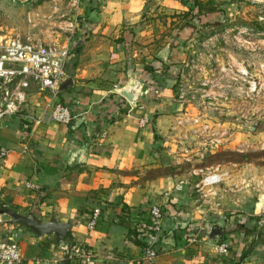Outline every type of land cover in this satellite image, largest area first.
<instances>
[{
  "label": "crops",
  "instance_id": "0c3cea01",
  "mask_svg": "<svg viewBox=\"0 0 264 264\" xmlns=\"http://www.w3.org/2000/svg\"><path fill=\"white\" fill-rule=\"evenodd\" d=\"M144 1L90 0L87 6L96 9L87 10L88 23L81 28L87 39L82 38L66 64L73 85L53 98L32 87L20 112L0 118V147L8 150L0 157V209L71 223L64 243L55 248L53 234L38 236L0 214V240L15 236L23 264H63L62 246L72 245L89 252L92 264H264V214L258 213L264 200L257 208L239 199L218 207L201 200L219 195L218 187L195 198V174L180 185H169L167 179H144L142 169L137 171L158 147L164 145L172 153L178 145L168 134L177 126L165 115L172 94L169 80L150 76L162 90L160 97H148L143 86L133 106L112 87L117 79L123 83L143 77L144 65L157 62L153 57L138 62L135 50L131 56L124 54L135 48L145 30L137 26ZM56 102L80 113L76 119L81 122L62 125L49 120L48 109ZM77 152L80 162L70 165ZM26 182L39 185L42 193L26 188ZM156 203L164 216L154 244L157 255L148 259L145 250L155 239L141 233L137 224L148 218L149 207ZM95 207L101 215L89 230L87 216ZM220 217L226 223L219 240L212 241L204 235ZM216 243L227 245L228 253L217 254ZM69 264H79L70 253Z\"/></svg>",
  "mask_w": 264,
  "mask_h": 264
},
{
  "label": "rangeland",
  "instance_id": "374dc122",
  "mask_svg": "<svg viewBox=\"0 0 264 264\" xmlns=\"http://www.w3.org/2000/svg\"><path fill=\"white\" fill-rule=\"evenodd\" d=\"M79 8L71 0H0V33L71 47L87 39L81 28L88 23L87 10L96 9L84 1ZM141 14L137 26L145 30L124 54L135 50L138 62L156 58L153 71L133 81L141 90L147 87L148 97L157 100L162 91L150 76L170 81L165 115L177 126L168 134L178 145L172 153L158 147L137 171L169 185L195 174L196 199L211 194L213 186L219 195L201 200L218 207L247 200L257 208L264 200V0H145ZM118 81H112L117 94L128 80ZM213 174H224L223 179L204 185ZM215 223L226 222L220 217ZM238 225L236 220L233 226Z\"/></svg>",
  "mask_w": 264,
  "mask_h": 264
},
{
  "label": "built area",
  "instance_id": "2783aa9c",
  "mask_svg": "<svg viewBox=\"0 0 264 264\" xmlns=\"http://www.w3.org/2000/svg\"><path fill=\"white\" fill-rule=\"evenodd\" d=\"M80 9L82 2L89 4L90 0H71ZM71 47L62 46L57 42L41 43L23 40L17 36L0 35V118L15 115L26 103L29 90L34 87L48 98L56 97V88L60 80L67 75L66 64L70 58ZM47 108V107H46ZM80 113L60 102L54 103L48 109V119L62 125L71 124ZM7 149L0 147V157L6 155ZM224 174H213L202 180L204 185H213L223 179ZM244 182V181H243ZM26 188L39 190L40 186L34 182H26ZM264 205V204H263ZM264 214V206L261 208ZM100 208H93L86 221L87 229H93L100 218ZM164 211L159 204L149 207L148 218L140 221L137 228L147 237L154 238L145 250V257L150 259L157 255L154 248L156 237L162 230ZM218 254L228 253L227 245L215 244ZM79 264H92V255L78 245L62 246ZM0 264H23V258L18 240L10 234L0 240Z\"/></svg>",
  "mask_w": 264,
  "mask_h": 264
},
{
  "label": "water",
  "instance_id": "95a60500",
  "mask_svg": "<svg viewBox=\"0 0 264 264\" xmlns=\"http://www.w3.org/2000/svg\"><path fill=\"white\" fill-rule=\"evenodd\" d=\"M80 42H82L81 39H79L78 42L74 44V46H77ZM72 85H73L72 74H67L58 83L56 91L57 92L64 91L70 88ZM141 88H142V85L138 81L136 82L128 81L125 85L118 88L117 92L121 94L128 102H130L131 104H134ZM73 122L77 124L81 122V119H75ZM79 162H80V152H77L73 156L69 164L75 165V164H78ZM0 214H7L8 216L11 217V220L13 222H17L23 226H26L27 228H29V230L32 233L38 236H42L45 234H53L55 248L60 247L64 243V240L68 236V232L71 227L70 222H59L56 220H49L46 222L40 221L36 219L31 212L27 213L26 215H22L9 208H3V209H0ZM222 230H223V227L220 223H214L211 225L206 236L210 240L216 241L217 239L221 237ZM168 237L171 238L172 235L170 234ZM167 238H165L164 240H166ZM63 264H69V252L68 251H66L65 253Z\"/></svg>",
  "mask_w": 264,
  "mask_h": 264
},
{
  "label": "trees",
  "instance_id": "16d2710c",
  "mask_svg": "<svg viewBox=\"0 0 264 264\" xmlns=\"http://www.w3.org/2000/svg\"><path fill=\"white\" fill-rule=\"evenodd\" d=\"M200 10V9H199ZM86 36V35H85ZM158 61H160V60H158ZM153 65L154 64H146V65H144V72L145 73H147V72H152L153 71ZM42 188H40L39 190H38V193L40 192V193H42ZM69 235V234H68Z\"/></svg>",
  "mask_w": 264,
  "mask_h": 264
},
{
  "label": "bare ground",
  "instance_id": "6f19581e",
  "mask_svg": "<svg viewBox=\"0 0 264 264\" xmlns=\"http://www.w3.org/2000/svg\"><path fill=\"white\" fill-rule=\"evenodd\" d=\"M260 207V206H259Z\"/></svg>",
  "mask_w": 264,
  "mask_h": 264
}]
</instances>
